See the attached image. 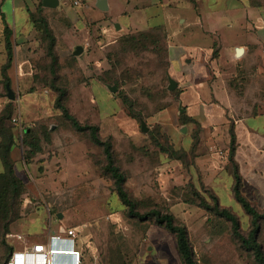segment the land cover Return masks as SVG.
<instances>
[{"label": "rangeland", "instance_id": "374dc122", "mask_svg": "<svg viewBox=\"0 0 264 264\" xmlns=\"http://www.w3.org/2000/svg\"><path fill=\"white\" fill-rule=\"evenodd\" d=\"M64 2L56 8L39 6L33 14L40 29L38 44L29 50L33 74L19 78L12 71L8 82L0 80V113L11 102L9 122L15 133L21 139L26 128L32 130L40 147L35 156L27 154L28 164L16 172L24 187L9 233H4L0 218V264H6L15 248L12 225L37 212L42 219L46 212L49 220L78 230V238L86 242V264H182L174 234L154 218L143 221L128 211L105 169L103 148L89 131L76 130L64 117L56 105L60 93L71 114L83 124L98 126L101 138L111 140L136 210L170 212L187 226L198 264H260L255 249L258 244L264 252V216L254 244L248 241L252 217L233 188L211 187L222 180L219 175L210 185L204 181L197 163L205 154L200 141L189 152L182 147L191 128L179 110L178 87L168 88L169 78L176 79L171 62L174 36L163 26L135 27L123 11L124 0H107V10L98 0ZM46 29L55 37V65ZM79 45L84 50L75 55ZM237 82L236 99L244 101L238 113L251 112L254 104L261 107L256 111L264 109V80L259 85L247 80V86L246 80ZM6 84L14 100L7 97ZM216 161L205 165L209 174L214 175L212 166L221 165ZM213 195L237 216V229L205 206L213 207ZM257 207L264 213V207ZM27 224L34 231L42 222Z\"/></svg>", "mask_w": 264, "mask_h": 264}, {"label": "crops", "instance_id": "0c3cea01", "mask_svg": "<svg viewBox=\"0 0 264 264\" xmlns=\"http://www.w3.org/2000/svg\"><path fill=\"white\" fill-rule=\"evenodd\" d=\"M124 1L123 11L128 12L129 21L135 27L163 26L174 36L171 62L178 82L179 110L185 114L186 124L191 128L182 147L189 152L200 141L205 154L197 163L202 165L206 176L204 181L210 185L219 175L222 180L217 181L216 186L211 184V187L232 190L235 179L228 166L233 132V158L242 177V192L251 202L264 207V109L256 111L261 107L254 104L251 112L242 115L238 109L243 108L244 101L236 99L235 95L237 80H246L244 86L251 83L259 85L260 79L264 80V0ZM40 2L0 0V78L2 65L7 61L6 27L11 31L14 49L7 74L10 76L14 71L19 78L33 74V56L29 50L39 41L33 14L38 11ZM239 48H242L240 53ZM28 148V145L24 146L23 137L20 139L16 134L11 156L17 173L28 164L24 158ZM213 157L221 164L211 167L214 175L209 174L205 167L217 162ZM3 171L0 159V173ZM194 174L195 169L193 177ZM229 195L233 196L230 192ZM30 218L12 225L13 251L39 243L47 247L63 246L78 250L81 264H86V242L78 238L76 228L49 220L46 212L43 219L38 212ZM36 219H40L42 225L31 231L26 222ZM69 228L76 232L74 240L68 239ZM56 260L60 259L56 257Z\"/></svg>", "mask_w": 264, "mask_h": 264}, {"label": "trees", "instance_id": "16d2710c", "mask_svg": "<svg viewBox=\"0 0 264 264\" xmlns=\"http://www.w3.org/2000/svg\"><path fill=\"white\" fill-rule=\"evenodd\" d=\"M40 6L44 7L42 4V0L40 2ZM43 20L44 19H42V21ZM36 27L38 30H40L38 26ZM46 35L48 38H50L48 53L52 57V64L55 65V37L48 29H46ZM5 49L7 53V61L2 65L3 73L0 80L5 79L6 83L9 81V75L7 74V70L11 67L14 57L13 42L11 40V31L8 27H6L5 29ZM63 96L64 93H60V95L57 97V107L62 110L64 117L70 120L76 130L89 131L93 142L103 148V152L107 160L105 169L108 173L111 174L114 180L115 190L121 201L128 207V211L132 215L139 217L143 221L154 218L155 222L158 225L166 228L168 231L175 235L176 247L178 254L181 258L182 264H198L194 248L189 237L187 226L184 223L176 221V217L170 212H163L162 210L157 209L146 213H140L136 210L137 203L129 195L125 186L126 175L122 172L121 168L115 163L113 144L111 140L101 138L98 126L88 123L83 124L73 114H71L67 106H65L62 102ZM124 102L127 103V99H124ZM11 107V102H9V104H7L0 113V159L4 166V171L0 173V218L1 222H3L2 225L4 226V233H9V224L16 220L18 217L17 212H15V204L16 201H18V198L20 197V194L24 187L22 180L16 174L15 162L11 156L12 148L16 143V134L14 131V127L9 122V120L11 119L12 112ZM185 118L187 122V117L185 116ZM24 132V146H29V148L26 149L24 153V158L27 161L29 159L27 157V154L35 155L40 150V147L37 146L38 144L36 143L37 141L33 136L32 130L26 128ZM234 150L235 136L232 132L229 167L235 179L233 185V193L236 200L241 204L243 209L252 217L253 227L249 233L248 241L250 240L254 244H256L257 234L261 226L260 221L263 218L264 213H261L258 207L254 205L242 192V177L238 168V164L233 158ZM212 199L214 201L213 207H208V205L205 206L208 209H211V211H215L217 215L225 217L227 220L231 221L234 227L237 229L239 227V221L237 216L233 212H231L227 207H222L220 205L219 198L216 195H213ZM11 253L7 256L6 263ZM255 257L260 264H264V252L262 251L261 247L258 246V244L255 249Z\"/></svg>", "mask_w": 264, "mask_h": 264}, {"label": "built area", "instance_id": "2783aa9c", "mask_svg": "<svg viewBox=\"0 0 264 264\" xmlns=\"http://www.w3.org/2000/svg\"><path fill=\"white\" fill-rule=\"evenodd\" d=\"M81 5V0H61ZM14 122H18L16 118ZM68 239L74 240L76 232L73 228L67 230ZM21 239V236H17ZM56 257L60 260L57 261ZM6 264H81L80 252L68 247H47L44 243L35 244L11 253Z\"/></svg>", "mask_w": 264, "mask_h": 264}, {"label": "water", "instance_id": "95a60500", "mask_svg": "<svg viewBox=\"0 0 264 264\" xmlns=\"http://www.w3.org/2000/svg\"><path fill=\"white\" fill-rule=\"evenodd\" d=\"M43 5L45 7H49V8H56L60 5V0H43L42 1ZM98 6L103 9V10H107L108 9V2L107 0H98ZM116 27L119 28L120 25L117 23L116 24ZM84 50V47L83 46H77L75 51H74V54L75 55H79L80 53H82ZM242 52V48H239V53ZM109 89L112 90V91H116V87L114 86H111V85H108ZM178 87V82L170 77L169 78V86L168 88L170 90H174ZM7 97L11 100H14L15 99V93L14 91L11 89L10 85L7 84ZM142 130L143 131H147L148 130V127L146 126L145 122L142 121ZM60 218H62L63 214L62 213H59L58 215Z\"/></svg>", "mask_w": 264, "mask_h": 264}]
</instances>
